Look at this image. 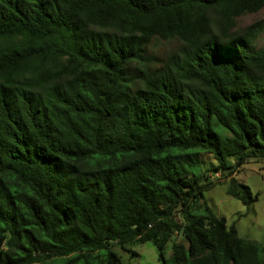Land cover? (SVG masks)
Here are the masks:
<instances>
[{"label": "trees", "instance_id": "16d2710c", "mask_svg": "<svg viewBox=\"0 0 264 264\" xmlns=\"http://www.w3.org/2000/svg\"><path fill=\"white\" fill-rule=\"evenodd\" d=\"M263 7L0 0V264H131L113 247L146 241L162 264H264L205 200L218 172L258 197L235 174L264 159L263 27L236 21Z\"/></svg>", "mask_w": 264, "mask_h": 264}, {"label": "rangeland", "instance_id": "374dc122", "mask_svg": "<svg viewBox=\"0 0 264 264\" xmlns=\"http://www.w3.org/2000/svg\"><path fill=\"white\" fill-rule=\"evenodd\" d=\"M252 23H259L263 27L254 40L253 47L254 49L264 50V7L258 12L245 13L238 17L236 28L242 31ZM178 45L179 42L175 40H153L148 52L158 58H163L168 52L177 48ZM203 160L205 163L199 169H202V171L210 163H216L210 155H204ZM196 172L199 171L196 169ZM221 175V172L208 174V181H212L213 184L205 192L206 203L216 214L224 216L228 225L234 224L241 238L264 244V159L248 160L235 174L239 181L250 187L253 194L258 195L257 200L250 207L225 193V186L220 184L225 179ZM174 240L183 241V238L180 234H176ZM171 246L172 242L170 241L165 247L166 259L171 256ZM125 247L124 249L119 246L113 247L122 263L162 264L158 259V252L152 241ZM131 251H133L134 256H132Z\"/></svg>", "mask_w": 264, "mask_h": 264}]
</instances>
